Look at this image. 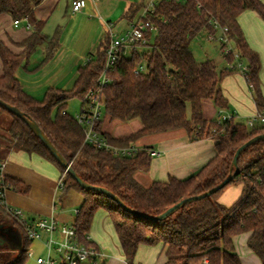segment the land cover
Returning <instances> with one entry per match:
<instances>
[{"label": "trees", "instance_id": "1", "mask_svg": "<svg viewBox=\"0 0 264 264\" xmlns=\"http://www.w3.org/2000/svg\"><path fill=\"white\" fill-rule=\"evenodd\" d=\"M43 1L0 0V15L8 13L14 20L26 18L34 26V33L22 43L25 50L19 55L10 52L0 42L4 64V74L0 76V100L17 107L35 121L85 182L110 190L137 212L157 216L182 200L220 185L230 173L237 149L251 138L264 134V125L251 128L246 121L236 122L235 118L222 124L216 119L208 121L204 118L205 101L211 100L221 109L227 107L221 81L225 74L240 71L227 67L219 74L213 60L198 61L190 48L192 40L201 33L216 34L212 21L217 20L227 27L241 61H247L248 83L254 90L259 110L264 109L260 60L247 43L239 23L240 15L248 10L257 13L264 21L262 0L160 1L150 19L157 31L145 33L147 43L142 53L134 51L131 57L119 59L107 72L109 82L103 90L104 114L110 121L128 123L138 119L142 125L135 133L117 138L102 130V119L96 129L110 146L126 148L143 137L178 129L184 130L192 139L210 137L216 142V156L198 172L185 179L170 176L166 181H154L149 187L135 179L137 172L147 173L151 168L152 157L147 150L132 157H122L84 143L82 128L66 110L71 99H80L83 104L86 94L97 86L105 66L109 37L100 46L97 57L79 69L72 90L50 88L45 97L38 100L22 88L17 70L45 40V23L34 13ZM145 6L143 2L131 4L123 18L129 23L140 20ZM55 46L53 39L50 49ZM224 57L228 63L234 62L232 56ZM144 61L148 74H134L135 68ZM188 105L191 107L190 117ZM56 108L58 112L53 116ZM3 113L12 118V123L5 139L0 140V155L11 149L24 150L49 160L62 174L65 173L24 121L0 107V114ZM212 129L217 132L212 133ZM238 167L239 173L225 187L185 204L161 221L133 215L105 195L81 188L69 173H66L62 193L74 190L84 197L73 225L80 241L88 247H93L86 237L95 214L99 210L109 213L128 264H135L141 246L157 245L165 251V264H241L234 240L246 233L250 234L248 247L264 264V141L244 150ZM4 181L9 184V189L19 191L25 187L24 183L7 175ZM235 184L242 185L241 196L231 206H225L219 201L220 196ZM2 200L0 197V248L4 253L0 251V260L11 251L12 261L7 264H25L33 241L20 222L7 211ZM6 227L21 233V249L14 251L8 243H1L2 237L6 236L3 232Z\"/></svg>", "mask_w": 264, "mask_h": 264}, {"label": "crops", "instance_id": "2", "mask_svg": "<svg viewBox=\"0 0 264 264\" xmlns=\"http://www.w3.org/2000/svg\"><path fill=\"white\" fill-rule=\"evenodd\" d=\"M72 1L44 0L34 10L36 18L45 23L43 28L45 40L37 46L29 59L22 63L16 76L22 88L38 100H42L50 88L72 90L78 80L79 69L88 63L89 58L92 60L97 57L100 46L108 38V32L104 40L96 33L90 44L91 48L96 51H94L95 53L90 52L87 56L77 50L69 49L71 43L69 41H74L81 31L84 30L86 35V25L89 24L86 18L94 17L90 15L91 12L89 13V11L94 9L98 13H100V10L105 13L107 8L112 5L111 2L97 5L98 1L94 3L90 0L91 4L88 6L87 0H85L86 7L84 10L73 13L71 9ZM262 2L264 4V0ZM130 6L131 3H127L122 12L126 13ZM115 14L116 11L112 16H109L107 22L114 23L119 31L127 29L129 21L122 18L123 22L117 23L114 20ZM111 19H113V22ZM14 21L8 13L0 15V42L10 52L19 55L25 50L22 43L27 41L34 33V26L26 18L20 20V24L17 26ZM72 23H75V26L70 31L69 25ZM121 23L124 24L121 25ZM239 23L247 43L258 54L260 60L259 79L264 96V21L257 13L248 10L240 15ZM29 24L31 27H28ZM51 26L54 27V33L50 35L46 31L49 28L52 29ZM53 39L56 41V46L50 49V43ZM53 67H62L63 70L70 67V72L65 78L57 81L55 74L50 73V69ZM74 72H76V76L73 75ZM3 74L4 64L0 56V76ZM39 74L41 75L39 76ZM73 78L75 79L74 82ZM72 82L73 84H71ZM220 88L227 101V107L221 109L213 101H205L203 114L208 121L214 120L219 110H224L227 114H235L236 122L243 123L259 109L254 90L247 82L244 74L240 72L225 74ZM42 93L44 96L39 99L41 96L38 95ZM208 113H210L209 116L206 115ZM109 122L112 121L109 120ZM104 126V122H102V130L111 134V132L104 130ZM113 136L117 138L126 137L125 135ZM134 144L154 148L162 152L160 156L152 157L149 172H137L135 174V179L140 184L146 183L149 186L154 181H166L170 176L178 179L188 178L198 172L217 154L215 140L210 137L192 139L181 129L149 135ZM3 160L5 162L4 175L21 181L25 186L19 191L14 189L6 191L5 201L8 205L22 209L27 219L31 221L53 216L59 224L71 225L74 223L75 215L83 203L84 197L76 191L73 195L71 191L74 190L66 194L58 190L57 184L62 173L55 164L37 154H29L19 149H11L6 153H2L0 163ZM26 187L27 191L25 190ZM237 187L240 195L243 187L242 185ZM225 199H228L226 191L220 196L219 201L223 204ZM87 236L90 243L96 248L97 255L83 264H128L115 226L106 210L97 211ZM249 236V233L242 234L234 240L241 264H262L247 245ZM34 243H38L40 249L43 252L45 251L43 241H34L29 250L36 247L33 245ZM34 253L33 251V255ZM39 256L41 255L38 254L36 257ZM166 262L167 257L161 245L141 246L135 259V264H165Z\"/></svg>", "mask_w": 264, "mask_h": 264}, {"label": "built area", "instance_id": "3", "mask_svg": "<svg viewBox=\"0 0 264 264\" xmlns=\"http://www.w3.org/2000/svg\"><path fill=\"white\" fill-rule=\"evenodd\" d=\"M96 3L98 0H92ZM160 1H173L175 3H183L186 0H149L141 13V19H134L129 23L127 29L119 31L116 29L114 23L105 22L109 37V42L106 49L105 66L101 75L97 80V86L91 89L85 96L81 111L74 118L77 124L82 128L84 132V143L93 144L97 147L104 148L112 151L115 155L122 157H132L140 151L147 150L151 157H158L162 154L161 151L149 148L141 147L132 143L126 148H117L110 146L105 137L97 131L96 126L102 120L104 115V88L109 82L107 72L113 67V65L121 58L131 57V53L134 51H141L144 45L147 43L146 32H156L157 26L150 20L155 15L156 6ZM86 7L85 0H73L71 9L73 13L82 12ZM100 20H103L102 16H98ZM14 24L17 26L20 24V20H15ZM212 26L216 32L207 33L206 40L208 42L216 41L221 43V53L224 56H232L234 58L233 63H228L230 70H239L244 74L247 82L249 81L247 67H243L241 64L239 50L236 47L235 53L230 44H234L228 34V28L222 26L219 21H212ZM28 27H31L30 24ZM220 37L217 39L216 35ZM91 58L88 59V62ZM141 73L148 74V68L146 62L139 64L134 74L139 75ZM65 113V112H63ZM235 114H227L224 110H219L216 113V121L222 124L226 121L233 120ZM246 124L253 128L256 125H264V109L257 110L254 115L250 116L246 120ZM212 133H216V129L211 130ZM4 167L5 162L0 163V197L3 199L2 204L6 207L7 211L16 218L20 224L24 227L25 232L30 240L43 241V248L45 255L36 257L37 264H83L97 255V250L94 247H88L83 244L73 224L64 225L53 217L39 218L37 220H29L25 216L22 209L8 205L5 201L6 191L9 189V184H5L4 181ZM61 175L58 180L57 188L62 191L65 183V176ZM89 240V237H86ZM32 252H28V258L33 257Z\"/></svg>", "mask_w": 264, "mask_h": 264}, {"label": "rangeland", "instance_id": "4", "mask_svg": "<svg viewBox=\"0 0 264 264\" xmlns=\"http://www.w3.org/2000/svg\"><path fill=\"white\" fill-rule=\"evenodd\" d=\"M104 2H111L112 5L107 8V11H105V13L102 12L101 10H100V13H98L94 9L89 11V13L91 12L90 15H92L94 17H91L88 19L86 18V20L89 21V24L86 25V28H87V30H85L86 35L84 33V30L81 31L79 36L74 41H69V42H71L70 44L68 42V44L70 45L69 49H71L73 51L77 50V51L81 52V54H83L84 56L89 55L90 52L96 51V50L91 48V45H90L91 39H94V35L97 33L104 40L105 36L107 35L106 24L104 22H107V20H109V16H112L113 13L116 11V14L114 16V20H116L117 23L120 21L123 22L122 18H123V15L125 12L123 13L122 11L124 10V6L127 3L132 4V3L143 2L144 4H147L149 2V0H98L97 5H100L101 3H104ZM87 3H88L87 5L90 6V4H91L90 0H87ZM88 9H90V8H88ZM99 14L102 16L104 21L100 20V18L98 17ZM139 16L140 15H137V17H139ZM111 20L113 22V19H111ZM123 24L124 23H121V25H123ZM69 26H70L69 28L71 31L73 26H75V23H72ZM53 28L54 27H52V29L49 28L46 31V33H49L50 35L53 34L54 33ZM50 29H51V31H50ZM207 35H208L207 33H201L200 35L195 37L190 44V48H191L193 54L195 55V57L198 61H204L206 59L213 60L215 65H216L217 72L220 74L221 71H223L224 69H226L228 67L227 59L221 53V43L219 41L218 42H216V41L208 42L206 40ZM219 37H220V35L217 34L216 38L218 39ZM230 46L233 48L234 52L236 53L237 50H236L235 44H230ZM147 49H149V48H145L144 50H147ZM139 52L142 53V51H139ZM241 64L243 67L248 66L247 61H245V60H243L241 62ZM69 72H70V67L66 68L64 70L62 69V67H56V68L53 67L52 69H50V73L52 75H53V73L55 74L57 81L65 78ZM40 75L41 74H39V76ZM71 75H72V73H71ZM73 75L76 76V72H74ZM74 81H75V79L73 78V82ZM73 82L71 84H73ZM38 96H41L39 98V99H41V98H43L44 95L42 93L41 95H38ZM81 106H82L81 100L74 98L68 102L66 110H67L68 114L75 117L77 114L80 113ZM57 112H58V108H56L53 111V116H56ZM187 112H188V117H190L191 116L190 105H188V107H187ZM206 115L209 116L210 113H208ZM102 119H103V122L105 125L104 130L111 132V134H113L115 136H123V135L126 136L132 132L138 131V129H140V127H141V122L138 119L133 120V121L128 122V123H122V122H118V121L109 122V120L105 114L103 115ZM244 122L245 121H243V123ZM11 123H12V118L8 114H6V113H3L2 115L0 114V140L1 141L3 139H5L4 137L7 135V130H8ZM139 175H144V174H139ZM147 177H149V176H147ZM143 185L145 187L149 186L146 183H144ZM237 186L240 187V185L235 184V185L228 187L225 190L227 198H228V199H225V202L223 203L225 206H231L232 204H234L236 202V200L239 198V196H241V194L239 195V191L237 190V188H238ZM71 193L73 195H75L76 192L71 191ZM33 245L36 247L35 248L32 247L30 252L33 253V251H34L35 252L34 256L29 257L25 264H37L36 256L38 254H40L41 256L45 255V251L43 252V250L40 249V245L38 243H34ZM1 248H0V251H2ZM10 253H13V252L10 251ZM10 253L7 252L8 256H6V257L4 256L3 260H0V263H3V264L10 263L12 261V256L10 255Z\"/></svg>", "mask_w": 264, "mask_h": 264}, {"label": "water", "instance_id": "5", "mask_svg": "<svg viewBox=\"0 0 264 264\" xmlns=\"http://www.w3.org/2000/svg\"><path fill=\"white\" fill-rule=\"evenodd\" d=\"M0 107L12 115H15L16 117L20 118L22 121L26 123V125L31 129V131L41 140V142L44 144V146L48 149V151L51 153V155L56 159V161L59 163L60 166H62L67 173L71 175V177L79 184V186L87 191H92L98 194L105 195L109 199L115 201L123 207L126 211L129 213L139 216V217H145L147 219L153 220V221H161L175 213L178 209H180L182 206H184L187 203L193 202L195 200H200L202 198L208 197L211 194L215 193L216 191L222 189L227 184L230 183V181L233 179L235 175L239 173V167H238V160L240 155L244 150H246L248 147L254 145L255 143L259 141H264V134L257 135L253 138H251L249 141L244 143L242 146H240L235 155L234 159L231 164L230 173L228 177L217 187L211 189L210 191H207L201 195L190 197L188 199L182 200L178 204L170 207L165 212H163L160 215L152 216L147 215L144 213L137 212L131 208H129L118 196H116L113 192L110 190L91 185L87 182H85L80 176L72 169L71 165L65 160V158L59 153V151L56 149V147L52 144V142L49 140V138L45 135V133L42 131V129L39 127V125L33 121L30 120L20 109L17 107H14L10 104H7L6 102L0 100ZM234 171V173H233ZM1 227V226H0ZM3 232L5 233V237H2L1 243H8L14 251L21 249L22 247V235L21 233L14 228H4Z\"/></svg>", "mask_w": 264, "mask_h": 264}]
</instances>
